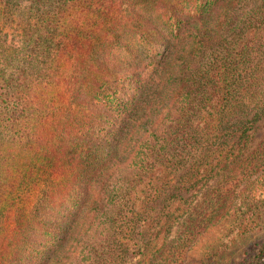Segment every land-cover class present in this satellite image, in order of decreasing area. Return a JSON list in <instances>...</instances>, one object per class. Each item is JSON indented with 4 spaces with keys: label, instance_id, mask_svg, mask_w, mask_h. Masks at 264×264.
<instances>
[{
    "label": "trees",
    "instance_id": "obj_1",
    "mask_svg": "<svg viewBox=\"0 0 264 264\" xmlns=\"http://www.w3.org/2000/svg\"><path fill=\"white\" fill-rule=\"evenodd\" d=\"M42 1L59 3V18L67 23L63 8L68 0ZM91 1L101 7L108 0ZM5 2L0 0V12L11 9ZM135 7L149 22L136 16L138 26L133 29L134 17L119 26L111 5L101 12L105 21H113L114 34L119 32L118 44L93 30H87L86 38L69 37L65 31L59 34L63 39L57 38L56 59L66 57L72 68L67 78L71 87L66 85L65 91L86 104V110L79 115L70 108L72 120L60 121L47 140L40 134L38 142L26 144L38 143L52 172L62 176L51 182L35 208L68 207L66 222L91 204L106 210L113 192L134 193L137 184L154 181L156 171L164 172L179 158L193 169L195 180L189 177L186 185L201 192L238 160L255 124L264 118V0H137ZM24 40L27 48L32 42L43 43V36L33 41L26 33ZM112 47L119 56L110 52ZM74 50L77 57L70 55ZM87 51L94 59L91 66L83 55ZM114 66L119 70L111 69ZM51 79L66 82L58 71ZM194 150L200 154L195 162ZM243 163L247 171L264 166V139L250 159L241 160V167ZM207 188L204 204L212 214L204 215L201 223L214 220L228 205L227 191ZM34 231H25L31 237L12 240L13 246L32 251L25 264H39L50 251L38 247L43 243L33 246ZM65 237L46 242L54 245ZM17 260L19 252L13 262ZM239 264H264V239Z\"/></svg>",
    "mask_w": 264,
    "mask_h": 264
},
{
    "label": "rangeland",
    "instance_id": "obj_2",
    "mask_svg": "<svg viewBox=\"0 0 264 264\" xmlns=\"http://www.w3.org/2000/svg\"><path fill=\"white\" fill-rule=\"evenodd\" d=\"M5 1L12 6L0 12V264L29 261L32 251L13 246L12 240H22L27 234L31 237L29 232L34 230L33 246L43 243L46 245L38 246L40 249H50L39 264L241 263L264 239V166L252 171H247L245 163L240 166L241 160L250 159L251 152L264 139V118L255 124L251 142L238 160L221 170L201 192L186 185L189 177L191 182L195 180L193 169L180 163L179 158L164 172L156 171L154 181L137 184L134 193L113 192L106 199V210L91 204L66 222L68 207L35 208L51 182L62 176L52 172L50 159L37 147L38 143H26L38 142L40 134H45L46 140L51 137L60 121L73 119L70 108L79 115L86 110V104L65 91L66 85L71 87L67 78L72 68L66 57L56 59L57 38L63 39L59 35L63 31L69 37L86 38L90 34L87 30H93L118 44L119 32L114 34L116 29L110 28L113 21H105L101 12L111 5L119 26L127 25L126 19L134 17L133 29L138 26L137 0H108L101 7L100 2L91 0H75L74 7V0H68L63 8L67 23L59 18L57 2L46 5L41 0ZM139 14L138 21L148 24L145 14ZM26 33L33 41L43 36V43L32 42L26 48ZM44 43L46 47H42ZM75 52L70 55L77 57ZM110 52L120 54L113 47ZM83 55L91 66L94 59L88 51ZM111 69L117 71L119 67ZM57 71L66 77L65 83L51 79ZM199 155L194 150L192 161ZM260 174L262 178L257 177ZM207 187L227 191L228 205L219 210L214 220L201 223L204 215L212 214L204 204ZM64 235L67 238L54 245L46 242L49 237ZM18 252L19 260L13 262Z\"/></svg>",
    "mask_w": 264,
    "mask_h": 264
}]
</instances>
